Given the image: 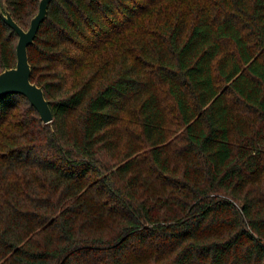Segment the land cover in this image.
<instances>
[{"label": "trees", "instance_id": "1", "mask_svg": "<svg viewBox=\"0 0 264 264\" xmlns=\"http://www.w3.org/2000/svg\"><path fill=\"white\" fill-rule=\"evenodd\" d=\"M29 57L54 119L0 97V264H264V0H52Z\"/></svg>", "mask_w": 264, "mask_h": 264}, {"label": "water", "instance_id": "2", "mask_svg": "<svg viewBox=\"0 0 264 264\" xmlns=\"http://www.w3.org/2000/svg\"><path fill=\"white\" fill-rule=\"evenodd\" d=\"M51 1L40 0L39 10L32 18L28 29L23 28L15 20L6 3L4 7L0 5V16L19 35L16 66L6 68L0 72V97L7 94H22L26 96L37 108L45 123H51L54 119V114L50 100L46 98L44 88L32 80L29 45L34 42L42 22L47 18Z\"/></svg>", "mask_w": 264, "mask_h": 264}]
</instances>
